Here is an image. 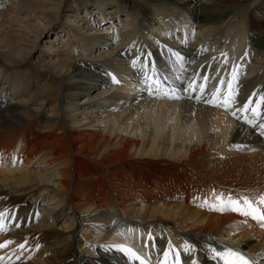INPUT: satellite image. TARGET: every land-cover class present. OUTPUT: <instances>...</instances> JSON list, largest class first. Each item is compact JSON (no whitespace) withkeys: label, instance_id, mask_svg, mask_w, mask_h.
Here are the masks:
<instances>
[{"label":"bare ground","instance_id":"bare-ground-1","mask_svg":"<svg viewBox=\"0 0 264 264\" xmlns=\"http://www.w3.org/2000/svg\"><path fill=\"white\" fill-rule=\"evenodd\" d=\"M261 96L264 0H0V264H264Z\"/></svg>","mask_w":264,"mask_h":264},{"label":"snow or ice","instance_id":"snow-or-ice-1","mask_svg":"<svg viewBox=\"0 0 264 264\" xmlns=\"http://www.w3.org/2000/svg\"><path fill=\"white\" fill-rule=\"evenodd\" d=\"M207 78H205L206 80ZM238 79V73H233V80L227 83V89L223 93V98L221 99V92L217 89L216 92L212 94L211 99L206 100V103H215L219 106L224 108H229L232 103L235 101V85L234 81ZM155 83H159L158 81H154ZM224 84V81H221V85ZM206 85H202L200 90L203 91ZM200 97H197L199 99ZM252 103L256 104V107H250ZM264 106V96H261L258 101H249L245 103L241 108V111H251L253 115H259V109ZM235 114V113H234ZM264 127V125H260ZM217 201L219 202L218 210H232V211H240L245 216H252L254 219L258 221L264 222V213L261 212L260 208L256 206V204L247 197H243L240 199H233L232 197H228L225 201L223 196H218ZM260 205H264V196H261L258 202ZM5 216V213H0V219ZM19 226V225H17ZM264 226V225H262ZM4 230L3 226L0 225V231ZM11 241H5L4 243L0 244V248L6 247ZM20 247H23L21 245ZM114 247L120 248L128 253H130L136 259H140L136 252L131 249L127 248L126 246L115 245ZM168 254L165 253V256ZM218 256L224 259V264H250L248 260H246L243 256L239 255L238 253L232 251L231 249H226L222 253H217Z\"/></svg>","mask_w":264,"mask_h":264},{"label":"rangeland","instance_id":"rangeland-1","mask_svg":"<svg viewBox=\"0 0 264 264\" xmlns=\"http://www.w3.org/2000/svg\"><path fill=\"white\" fill-rule=\"evenodd\" d=\"M45 38H46V35H45V37L43 36L42 41H41L42 43L47 39V38L46 39ZM5 207H6L5 205L1 206L0 207L1 208L0 211H3L5 209ZM5 211H8V209H6ZM30 218H32V217H28L29 220H30ZM32 220L33 221H31V222L26 220V222L23 223V222H21V218L9 217L8 221L3 223V229L4 230L0 231V236H4L5 237L6 234L8 235L9 233H12L10 235H16L17 232L27 233V232H31V230L34 231V230H41V229H45L46 228L45 225L39 223V221L37 220L36 217L32 218ZM37 224H38V226H37ZM17 225H19V226H17ZM63 242L64 243L60 244V245H59V241L47 242L46 243V246H47L46 248H48V252H50V253L54 252L55 250L62 249V248L65 247L66 241L64 240ZM19 243H21V240H19ZM18 255L14 257V258H16V261H19V259H21V260L27 259L21 253H20L19 256Z\"/></svg>","mask_w":264,"mask_h":264}]
</instances>
